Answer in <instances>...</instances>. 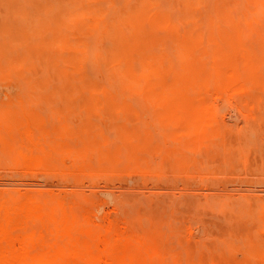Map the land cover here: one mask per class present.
<instances>
[{
  "label": "rangeland",
  "instance_id": "374dc122",
  "mask_svg": "<svg viewBox=\"0 0 264 264\" xmlns=\"http://www.w3.org/2000/svg\"><path fill=\"white\" fill-rule=\"evenodd\" d=\"M147 1L167 6L181 38L192 34L197 39L188 52L191 63L180 59L175 29L155 41L148 53L119 63L112 50L115 38L106 31L94 33L97 54L55 43L56 28L71 0H0V187H6L0 188V198L39 192L35 197H52L49 201L71 209L78 205L84 232L99 226L126 235H156L162 255L170 260L174 254L182 264H264V32L259 24L244 22L259 11V2L194 0L193 19L185 0H80L103 14L112 10L108 30L120 18L122 28L129 26L128 13ZM145 20L146 28L153 29L152 19ZM164 30L156 27L160 35ZM92 35L86 31V39ZM142 68L151 69L153 93L122 77L121 71L134 75ZM173 87L184 93L185 101L169 103L164 98L163 91ZM197 105L203 108L199 113ZM221 106L227 107L221 108L223 113ZM228 117L235 118L234 126ZM65 125L68 129L60 133ZM11 129L18 145L9 140ZM87 140L106 153L120 150L122 155L111 162L92 152L80 157L77 151ZM59 143H67L73 156L52 152ZM15 146L26 149L16 151L38 156L39 163L27 168ZM127 154L141 170L124 157ZM47 223L41 227L46 233ZM197 230L201 234H194Z\"/></svg>",
  "mask_w": 264,
  "mask_h": 264
},
{
  "label": "bare ground",
  "instance_id": "6f19581e",
  "mask_svg": "<svg viewBox=\"0 0 264 264\" xmlns=\"http://www.w3.org/2000/svg\"><path fill=\"white\" fill-rule=\"evenodd\" d=\"M241 2L242 1H240V3ZM258 2H259V5H260V8L257 7V8H259L257 10H259V11H257V13L252 14V15L249 14L250 17H247L246 19H244V22L245 23L248 22V23H256V24H259L260 27L262 28L263 32H264V0H258ZM70 5L71 6H70V8L68 10L67 16L63 19V21L60 23V25H58L57 28H56L57 29V36L55 37L54 41H55V43L60 48L70 49V47L75 46L77 49H80L85 54L87 52H90V51L94 52V54H97L98 53L99 39L97 37H95V35H96L95 31L97 29H99L100 32L101 31H106V32H109L110 34L112 33L111 34L112 37L115 38V42L113 44V49H112L113 50V54L115 55V60H118L119 63H122L124 61V59H126L129 56H132V55H135V54L137 55V54H141V53H148L152 49L153 44L155 43V41L159 40V38L161 40H163L166 36L169 35L168 32L171 31V30H173V29H175L177 31L178 35H179V30H178L176 21L173 20V17L171 15L170 11L167 10L168 9L167 6H165V8H164L163 7L164 5H162V4H161V6L158 7V6H156L154 3L150 2V1L145 2L141 7H138V9L136 11H131L130 13H128L129 15H127L126 20H127L129 26H126V28H122L121 27V18H120V20H119L120 21V26H119V24H117V23H119V21H117L116 24H115V26H114V28L112 30H108L109 24L106 25L108 19L110 21L114 20L111 17L112 15H110L112 13V10H111V13H109V14H103L99 10L94 9L92 7H87L86 8L80 2V0H71V4ZM185 6H186L185 9H186V12H187L188 16L191 17V18H193V19H196L197 18L196 13L193 11L194 7H196V3L194 2V0H185ZM119 9H120V6H119ZM201 10H202V8H201ZM113 15H117V14H113ZM174 15H175V12H174ZM91 16L95 17V20L94 21H91V19H90ZM118 16H120V15L118 14ZM145 19H148V20H151L152 19V22L150 23L151 26H153V29L150 27V30H152V31H150L149 29L146 28V23H145L146 20ZM157 26H164L165 27L164 34L163 35H160V33H158L156 31V27ZM147 27H149V26H147ZM21 28L22 27H20V29ZM76 31H78L80 33L79 34H76ZM86 31H92L93 32V35L86 39V36H85ZM94 33H95V35H94ZM34 40L35 39H33V41ZM176 41L178 42V46H179V48L181 50L180 51V59L183 58V59L187 60L188 63H191L190 62V58H188V52H190L191 50H194V48L196 47V41H197V39H195L194 36H192V34H189V35H183V38H181L180 35H179L176 38ZM199 49H201V48H199ZM89 57H91L90 54H89ZM93 57H91V58H93ZM75 59H76V57H75ZM89 60H90V58H89ZM23 65H26V64H23ZM173 66H175V65L173 64ZM88 67H89V69L92 68L91 66H88ZM175 69L177 70V68H175ZM90 73H92V71ZM95 73H97V72H95ZM121 74H122V77L124 79H126L128 82H130L132 85H136L137 87H139V88H141L142 90H145V91L146 90H149L152 93L154 92L153 85H152L153 84L152 83L153 80L150 79V75L152 74L151 73V69H149V68L148 69L142 68L141 71L138 74H134V75L133 74L125 73L123 71H121ZM15 80H16V78H15ZM20 84L22 85V82ZM1 88H0V90H1ZM23 90H24V88H23ZM110 90H113V89H110ZM9 92H10V90H9ZM3 93H4V91H3ZM8 94H6V96H5V94H3V95L5 97H7ZM162 94H164L163 95L164 98L167 101H169V103H172V102H179V103H181L182 101H185L186 100L184 93H182L181 90H177L175 87L170 88V89H165ZM0 98H1V96H0ZM207 98H209V97H207ZM210 101H211V99H210ZM212 103H214V102H212ZM224 103H223V106L226 104V103L225 104ZM56 105H59V104H56ZM227 105L228 104H226L225 106H227ZM158 106H159V104H158ZM221 108H222V106L219 107L220 110L224 109L225 107H223L222 109ZM226 108L224 110H226ZM202 109L203 108H202L201 105H197L196 110H197L198 113L200 112L199 110H202ZM220 110L218 111V113L221 112ZM141 112L142 111H140V113ZM222 113H223V110H222ZM45 117H47V116H45ZM234 117L236 118V116H234ZM62 118L63 117H61L60 119H62ZM228 118L231 119V120H233V124L232 125L234 126V119L235 118H233V119L230 118V117H228ZM0 119H3L4 120V117L3 118H0ZM51 119H53V118H51ZM56 119L57 118L55 117L54 120L57 122ZM24 122H25V120H24ZM124 122H125V120H124ZM59 123H61V120H60ZM59 123H57V124L60 125ZM54 124H55V122H54ZM49 125H51V123L48 124L47 126H49ZM24 127H26V126H24ZM170 127H169V129H171ZM67 129L68 128L66 127V125L63 126V128L60 131V133L61 132H65ZM12 130L13 129H11V131H9V135L10 134H12V135L14 134V133H11V132H13ZM16 130H18V129H16ZM160 131L161 130L159 129V132ZM0 132H2V131H0ZM31 132H29L28 135H30ZM5 133H8V132H5ZM35 133H38V132H36V130H35ZM2 134H4V133H2ZM16 134L17 133H15V135H13V136L10 135V136H12V138H9V140L10 139L13 140V139L17 138ZM25 134H26V131H25ZM6 135L7 134H5V136ZM37 135H39V134H37ZM37 135H33L32 134V136H34V138H36L35 136H37ZM13 137H15V138H13ZM5 139L8 140V138H5ZM17 139H15V140L17 141ZM30 139L32 140V138H30ZM42 140L44 141V139H42ZM104 140H106V139H104ZM11 142H15V141L13 140ZM39 142H40V140H39ZM16 143L18 145V141L15 142L13 145H15ZM102 143H103V141H102ZM70 144L73 145L72 141H71ZM37 145H39V144L37 143ZM112 145H114V144L112 143ZM112 145H110V146H112ZM77 147H79V146H77ZM109 147H107V148H109ZM14 148H15V151H16L17 148H22V149L24 148L23 150H26L25 147H20V146H18V147L15 146ZM26 148H27V146H26ZM52 148L53 149L50 148L52 152H54V151L55 152H57V151L58 152H62V154H64V155H71V157L73 156L72 153H74V152H72V150H70L69 145L67 143H59L57 145V147H54L53 146ZM75 148H76V146H75ZM103 149H104L103 147L93 144L91 142V140H87L86 143L84 144V146L81 147L77 151V155L80 156V157L83 156V158H85L84 157L85 154L87 156L90 152H92L94 154H97L101 158H105L106 160H108L110 162L113 159L112 157L117 156L119 158L122 155V153L120 152V150H117V151L114 150L113 152H107L106 153V152L103 151ZM23 150L20 149V151H16L17 152V157H18V153H20ZM122 151L124 152L125 150H122ZM43 153L45 155H49V156L52 155V153L50 151L49 152L48 151H44ZM132 153H133V150H132ZM247 153H248V151H247ZM2 154L3 153H0L1 157H2ZM29 154L28 153L21 152L19 158H21V162H24V164L26 165L27 168L30 167V169H31V166H35V165H37L39 163L40 158L38 156H34V155H31L30 156ZM124 157L129 162L134 163L133 165L135 166V168L141 170L140 164L138 163V161L134 157L130 156L129 154L125 155ZM88 158H89V156L86 159L88 160ZM123 160L126 161L125 159H123ZM76 161H79V160H76ZM6 162H7V160H6ZM43 163H45V162H43ZM88 163H89V161H88ZM96 164H94V165H96ZM1 166H2V164H1ZM9 166H10V164H9ZM12 166L14 167L13 164H12ZM20 166L21 165H19L18 168H20ZM21 167H23V166H21ZM85 167H86V165H82L80 168H85ZM37 169H43V167L37 168ZM24 170H28V169H24ZM71 170H72V168H71ZM143 170H145V169H143ZM200 171H202V170H200ZM12 173H14V172H12ZM33 176H35V175H33ZM18 177H15V178H18ZM35 177L37 178V176H35ZM198 178H197V180H198ZM12 179H13V177H12ZM39 179L41 180V178H39ZM194 179H195V177H194ZM44 180H41V181L44 182ZM73 180L74 179H72V181ZM163 181H165V180H163ZM204 181H208V180H204ZM200 182H202V180ZM129 183L131 184L132 182H129ZM201 185H202V183H201ZM2 186H4V185H2ZM2 186L0 188H3ZM11 186H14V185H9V188ZM21 186L23 187V189H25L23 185H21ZM21 186H19V187L21 188ZM204 186H206V185H204ZM16 187H17V185H16ZM25 187H26V185H25ZM37 187L39 189V186H37ZM27 188H28V186L26 187V189ZM41 188H43V187H41ZM46 188L47 187H45L44 189H46ZM30 189H32V186H31ZM34 189H37V188L34 187ZM65 189H66V187H65ZM79 189H81V188H79ZM91 190H93V189H91ZM140 190H138V191H140ZM94 191H95V188H94ZM119 191H121V190H119ZM150 191H151V189H150ZM155 191H151V192H155ZM35 192H37V191H35ZM180 192H181V190H180ZM228 192H230V191H228ZM232 192L233 191H231L230 193H232ZM30 193H32V192H29V194ZM33 193H34V191H33ZM37 193H39V192H37ZM37 193H34V195H32L34 197H32L30 195L27 196V194H26V196H22L20 194L19 197L18 196L17 197H14L15 194L13 193L14 196H11L9 198H0V264H156V263L157 264H182L181 261H180V258L178 256L174 255V254H171L170 260H167L166 257L164 255H162L163 254L162 251H160L159 248H158L159 247L158 240L155 239L156 235L153 238L152 237H148L147 238L145 236L139 237V236H134V235H126L124 233L117 232L113 228H103V227H100L99 228V226L96 229L91 228L89 230V232L86 233V231L84 232V229L86 228L85 227V225H86L85 223L86 222L83 223L84 225L81 223V222L84 221L85 218L82 219L83 221L80 220L81 219V217H80L81 211H79V209H78V208H80V206L78 207V205H77V209H75V208H72L71 209V208L68 207L69 205L67 203H66V205H68V206L66 207L64 204H61L58 201H49L52 198V197H50V199H49V196L50 195L47 196L48 199H49L47 201L44 198H42V197H38V196L35 197V195H38ZM221 193H222V191H221ZM263 193H264V191H263ZM43 194H45V193H43ZM108 195H109V197L112 196L111 194H108ZM4 197H5V193H4ZM76 198L77 197L75 196L74 200ZM70 199H72V198H70ZM70 203H72V201ZM73 203H75V201ZM84 203H82V204L83 205H86V202H84ZM115 204H117V203H115ZM144 204H145V201H144ZM259 204H260V202H259ZM74 206H76V205H74ZM126 206H128V205H126ZM94 209L95 208H93V210ZM138 209H139V207H138ZM260 209L262 210V208H260ZM102 210H103V207H102ZM86 211H89V210L86 209ZM100 211H101V209H100ZM234 211H235V209H234ZM96 212H97V210H96ZM101 212H103V211H101ZM262 212H263V210H262ZM79 213H80V215H78ZM98 213L101 214L100 212H98ZM96 221H99L100 222L101 220H97L96 219ZM45 223H47L48 226H49L48 227L49 228L48 229V233H46V231H44L45 229H42L41 228L44 225L46 226ZM145 225L146 224H144V226ZM193 225L195 226V223ZM36 227H37L38 230L36 229ZM50 227H52V228H50ZM87 227H88V225H87ZM40 228L42 229L41 230L42 231L41 232L42 234H39ZM50 229H51V234H52V236H50V237H52L51 239H49V236H48V235H50L49 234L50 233V231H49ZM263 230H264V228H263ZM113 233H115V237L114 238L111 237V235ZM195 233H200L201 234V231L198 232V230H197V232H194V234ZM200 234L198 235L199 238H200ZM262 249H263V247H262ZM221 253H223V252H221ZM197 254H198V252H197ZM261 255H262L261 257L264 259V253L263 252L261 253Z\"/></svg>",
  "mask_w": 264,
  "mask_h": 264
}]
</instances>
